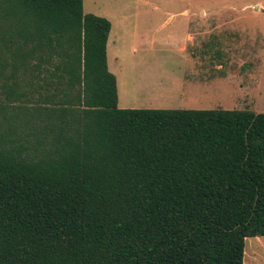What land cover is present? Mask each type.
<instances>
[{
    "label": "trees",
    "instance_id": "obj_1",
    "mask_svg": "<svg viewBox=\"0 0 264 264\" xmlns=\"http://www.w3.org/2000/svg\"><path fill=\"white\" fill-rule=\"evenodd\" d=\"M111 23L0 0V264H244L264 113L119 108Z\"/></svg>",
    "mask_w": 264,
    "mask_h": 264
},
{
    "label": "rangeland",
    "instance_id": "obj_2",
    "mask_svg": "<svg viewBox=\"0 0 264 264\" xmlns=\"http://www.w3.org/2000/svg\"><path fill=\"white\" fill-rule=\"evenodd\" d=\"M140 1L167 42L140 53L125 43L118 63L111 48L120 108L264 113V0H83V8L119 16ZM244 264H264V237L247 240Z\"/></svg>",
    "mask_w": 264,
    "mask_h": 264
},
{
    "label": "crops",
    "instance_id": "obj_3",
    "mask_svg": "<svg viewBox=\"0 0 264 264\" xmlns=\"http://www.w3.org/2000/svg\"><path fill=\"white\" fill-rule=\"evenodd\" d=\"M148 3V1H140L131 8L133 13L125 14V9L119 16L116 15L113 8L107 10L108 14H94L106 18L111 23V31L107 43L108 68L111 73L109 58L111 48L114 49L115 63H118L122 57L125 43H137L132 44L131 50L133 53H140L144 50L154 52L161 51L162 42L166 44L167 36L166 34L164 36L161 34L163 26L156 25L155 21H152V17H150L149 14L148 18L144 19L142 18L143 14L139 13L140 9L143 10L144 8L142 7H146ZM158 9V5H155L154 11H160ZM141 18L143 19L142 21L140 20ZM149 35H153L151 39L149 38ZM190 39L192 40V38ZM182 50L188 51V47L184 45L182 46Z\"/></svg>",
    "mask_w": 264,
    "mask_h": 264
}]
</instances>
